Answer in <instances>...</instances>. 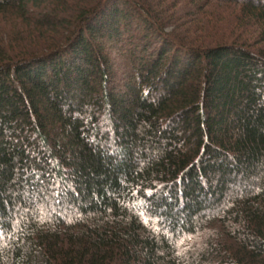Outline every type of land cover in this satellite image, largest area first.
<instances>
[{
  "label": "trees",
  "instance_id": "16d2710c",
  "mask_svg": "<svg viewBox=\"0 0 264 264\" xmlns=\"http://www.w3.org/2000/svg\"><path fill=\"white\" fill-rule=\"evenodd\" d=\"M0 264H264V0H0Z\"/></svg>",
  "mask_w": 264,
  "mask_h": 264
},
{
  "label": "snow or ice",
  "instance_id": "6c2138e0",
  "mask_svg": "<svg viewBox=\"0 0 264 264\" xmlns=\"http://www.w3.org/2000/svg\"><path fill=\"white\" fill-rule=\"evenodd\" d=\"M54 185L58 188L59 187V182L58 181H55L54 182ZM57 202H59V201H57ZM146 223H147V221H145ZM153 227H154V229L156 230V231H159L160 229H158V228H155V226L153 225Z\"/></svg>",
  "mask_w": 264,
  "mask_h": 264
}]
</instances>
